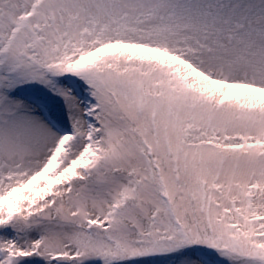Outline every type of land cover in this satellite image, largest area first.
<instances>
[{"label":"snow or ice","instance_id":"snow-or-ice-1","mask_svg":"<svg viewBox=\"0 0 264 264\" xmlns=\"http://www.w3.org/2000/svg\"><path fill=\"white\" fill-rule=\"evenodd\" d=\"M0 264H264V0H0Z\"/></svg>","mask_w":264,"mask_h":264}]
</instances>
